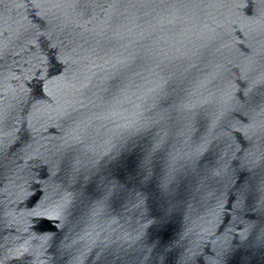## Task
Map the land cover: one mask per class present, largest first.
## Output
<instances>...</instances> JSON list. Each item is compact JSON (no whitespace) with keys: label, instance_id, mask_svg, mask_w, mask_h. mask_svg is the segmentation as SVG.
Wrapping results in <instances>:
<instances>
[{"label":"water","instance_id":"1","mask_svg":"<svg viewBox=\"0 0 264 264\" xmlns=\"http://www.w3.org/2000/svg\"><path fill=\"white\" fill-rule=\"evenodd\" d=\"M0 264H264V0H0Z\"/></svg>","mask_w":264,"mask_h":264}]
</instances>
